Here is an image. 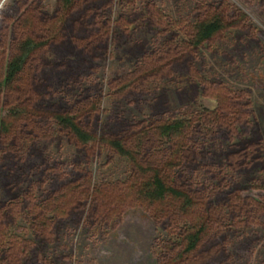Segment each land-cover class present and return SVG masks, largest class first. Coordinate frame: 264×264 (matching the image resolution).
I'll return each instance as SVG.
<instances>
[{
    "label": "trees",
    "instance_id": "trees-1",
    "mask_svg": "<svg viewBox=\"0 0 264 264\" xmlns=\"http://www.w3.org/2000/svg\"><path fill=\"white\" fill-rule=\"evenodd\" d=\"M112 1L57 0L53 18L43 14L37 5L27 11L20 6L21 15L14 23L16 10L2 11L0 0V110H6L0 120V178L6 196V201L0 203V264H54L44 257V251L64 220L78 223L86 217L90 224L101 223L133 202L152 210L156 221L166 222L168 230L174 231L172 235L180 236L181 244L163 248L160 264H223L231 229L239 220L253 219L261 211L256 202L242 199L236 189L230 188L223 171L217 175L206 161H199L204 158L196 152L194 142L200 131L210 134L212 131L205 129L211 128L218 133L213 138L220 135L231 143L223 159L230 171L264 172L261 132L255 128L250 138L238 143L232 139L236 126L245 123L235 106L242 97L224 106L232 94L228 97L222 85L207 82L194 65L199 48L229 22L236 20L238 29L243 26L242 16L233 15L224 2L216 7L198 5L193 12L195 27L186 25L183 29L167 23L146 3V28L166 40L159 48L145 42L134 44L129 54L136 69L112 84L113 92L126 99L148 91L151 84L171 82L179 75L174 80L185 84L176 89L181 104L222 94V110L189 116L196 128L193 123L164 120L170 109L165 97L158 99L153 108L156 122L135 124L116 118L104 126L100 100L91 92H77L72 103L64 98L60 105L50 102L56 94L54 87L63 92L76 91L81 71L93 72L96 64L105 61L108 42L119 33L128 34L125 22H113L110 17ZM121 39L115 38L117 42ZM44 45L57 53L60 64L40 59ZM7 46L10 50L5 64ZM54 81L56 84L51 86ZM45 105V111L57 114L44 116ZM52 134L66 136L84 153L104 145L128 159L132 166L129 180L120 186L97 187L81 167L76 166L71 176L63 174L59 167L43 160L34 147ZM198 167H207V175L217 185L196 184L185 176L186 171L195 173ZM49 181L52 185L46 191ZM211 198H215L214 203ZM19 221L29 226L38 244L21 242L7 234V227Z\"/></svg>",
    "mask_w": 264,
    "mask_h": 264
},
{
    "label": "rangeland",
    "instance_id": "rangeland-1",
    "mask_svg": "<svg viewBox=\"0 0 264 264\" xmlns=\"http://www.w3.org/2000/svg\"><path fill=\"white\" fill-rule=\"evenodd\" d=\"M225 7L231 13H239L244 19L243 26L237 28L235 20L229 22L223 30L211 41L199 48L195 55L194 65L202 78L207 82L222 85L229 94H232L226 104H233L232 99L242 97L241 102L235 103L241 120L245 123L236 126L235 143L240 139L251 137L252 130L257 128L264 138V0H113V13L110 14L113 22H125L128 34L119 33L108 42V52L105 61L94 66L93 72L81 71L80 86L76 91H59L57 87L55 97L50 102L60 105L62 98L74 102L77 92L82 90L91 92L93 98L100 100L101 126L110 120L121 118L131 123L156 122L153 108L160 98H166L170 109L164 120L174 123L191 124L189 116L194 112H217L222 110L220 99L222 94H214L209 99L199 98L197 103L181 104L176 89L185 87L183 81L171 82L163 80L151 84L148 91H142L132 98H124L113 92V83L118 79L128 77L136 69V63L131 59L129 50L134 44L145 42L151 47H163L166 40L150 33L143 21L146 14V3L155 8L167 23L183 29L186 25L195 27L196 20L193 12L198 5ZM37 5L39 10L53 18L57 12V0H3L2 11L16 10L17 17L25 9ZM20 6H22L19 12ZM147 15V14H146ZM232 17V16H231ZM33 18V17H32ZM188 23V24H187ZM7 44L11 41L12 27L9 29ZM9 46L5 52V64L9 57ZM40 59L48 62H62L53 49L42 46ZM39 51V52H40ZM38 52V53H39ZM89 73V74H88ZM69 83H71L69 81ZM55 83L51 82V86ZM4 92L5 89H4ZM231 93V94H230ZM64 94V96H63ZM240 94V95H239ZM238 95V96H237ZM75 96V97H74ZM4 100V99H3ZM4 101H2L3 106ZM230 106V105H229ZM44 116H55L57 112L45 111ZM4 108L0 110V120L5 115ZM194 127L197 124L193 123ZM56 130V127H54ZM212 133H203L194 138L197 151L211 165L214 173H221L226 183L238 191V195L245 200H252L261 207L260 213L253 219L243 218L231 229L227 236L226 256L223 264H264V172L254 173L233 172L228 169L223 159L228 153L231 143L227 137L213 138L216 133L213 129H205ZM222 135V134H221ZM31 146L29 145V148ZM43 160L52 167H59L60 171L71 176L74 168L81 169L89 176L93 186L100 185L120 186L126 183L131 175V163L128 159L112 153L104 145L95 146L96 149L84 153L71 143L66 136L52 134L48 139L39 140L34 144ZM1 157V154H0ZM205 166L203 163L201 164ZM205 168L198 167L195 173L185 172L187 178L197 184L217 185L207 175ZM1 177V176H0ZM36 180L38 178H35ZM51 181L47 182L44 190L49 191ZM41 195V194H40ZM212 199V198H211ZM133 201V199H130ZM6 201L0 178V203ZM215 202V198L212 199ZM226 210V209H225ZM228 212L226 211L225 215ZM5 230L11 238L18 241H31L38 244L33 232L23 221L9 225ZM56 236L49 238L45 247L44 257L54 264H160L161 254L165 246L181 244L180 236L168 230L163 221L154 219V212L144 208L136 202L127 206L101 223H88L86 217L81 222L71 219L64 220L58 225ZM28 231V232H27ZM178 234V233H177Z\"/></svg>",
    "mask_w": 264,
    "mask_h": 264
}]
</instances>
